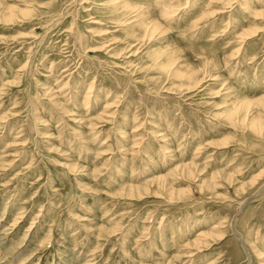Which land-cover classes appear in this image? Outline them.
<instances>
[{
	"label": "rangeland",
	"instance_id": "374dc122",
	"mask_svg": "<svg viewBox=\"0 0 264 264\" xmlns=\"http://www.w3.org/2000/svg\"><path fill=\"white\" fill-rule=\"evenodd\" d=\"M213 262L264 264V0H0V264Z\"/></svg>",
	"mask_w": 264,
	"mask_h": 264
},
{
	"label": "clouds",
	"instance_id": "9594fccd",
	"mask_svg": "<svg viewBox=\"0 0 264 264\" xmlns=\"http://www.w3.org/2000/svg\"><path fill=\"white\" fill-rule=\"evenodd\" d=\"M205 67H207V66H205ZM201 73H204V75H207V72L205 71V68H201L200 70H199ZM69 78H70V74H69ZM201 83H203V80H201ZM65 85H67V84H65ZM68 86V85H67ZM123 215V214H122ZM116 219V217H113V220H115ZM208 247H211V244H209L208 245ZM200 251H203V249H200ZM188 255L189 256H193V255H195V253H188ZM213 264H215V262H213Z\"/></svg>",
	"mask_w": 264,
	"mask_h": 264
}]
</instances>
